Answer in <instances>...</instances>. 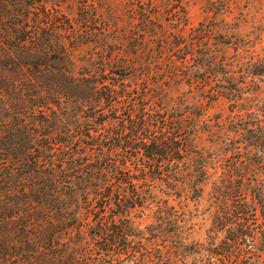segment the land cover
I'll return each instance as SVG.
<instances>
[{"label":"trees","instance_id":"trees-1","mask_svg":"<svg viewBox=\"0 0 264 264\" xmlns=\"http://www.w3.org/2000/svg\"><path fill=\"white\" fill-rule=\"evenodd\" d=\"M53 1L0 0V264L173 260L187 248L174 238L184 226L171 225L185 221L183 209L156 208L154 257L130 215L159 184L197 200L210 181L216 210L205 243L190 246L192 264L257 262L261 186L245 187L255 178L230 169L214 180L208 158L187 141L197 126L187 129L186 115L170 112L151 82L165 61L136 55L161 43L150 16L156 4L147 0L140 26L123 28L115 17L91 24L95 13L61 22L65 0ZM135 30L136 40L127 35Z\"/></svg>","mask_w":264,"mask_h":264},{"label":"rangeland","instance_id":"rangeland-1","mask_svg":"<svg viewBox=\"0 0 264 264\" xmlns=\"http://www.w3.org/2000/svg\"><path fill=\"white\" fill-rule=\"evenodd\" d=\"M132 1H139V5H132ZM146 1L65 0L58 3V20L78 21L95 13L91 24H108V19L115 17L114 24L123 28L129 24L140 26L139 12L149 10ZM152 1L156 5L150 16L155 32L164 31L159 35L162 44L154 40L148 44L152 50L139 49L136 53L165 61L151 82L157 83L156 90L163 95L170 112L186 115L187 129L197 126L196 135H189L187 141L193 138L199 152L208 158L214 180L230 169L237 176L254 177V181L244 180L242 184L247 188L261 186L264 192V0ZM53 2L48 0V7ZM139 34L135 30V35H127L136 40ZM123 55L134 54L125 51ZM168 59L176 62L173 68L178 75L170 74L175 70L166 66ZM181 60H186L184 66H179ZM163 68L167 70L163 72ZM185 167L187 170V164ZM212 186L210 181L200 198L190 200L159 184L144 208L131 213L133 227L145 239L147 252L153 257L158 249L149 232L159 226L156 208L180 207L186 214L184 224L171 225L184 226L174 238H184L187 248L173 253V260L160 262L157 258L153 264H192L197 259L190 246L207 240L216 210ZM261 248L256 251L254 264H264V246Z\"/></svg>","mask_w":264,"mask_h":264}]
</instances>
